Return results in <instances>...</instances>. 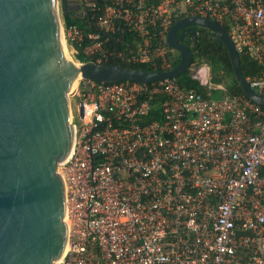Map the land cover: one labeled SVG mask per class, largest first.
Returning a JSON list of instances; mask_svg holds the SVG:
<instances>
[{"label":"built area","instance_id":"built-area-1","mask_svg":"<svg viewBox=\"0 0 264 264\" xmlns=\"http://www.w3.org/2000/svg\"><path fill=\"white\" fill-rule=\"evenodd\" d=\"M86 29L64 36L98 61L168 71L173 24L190 16L225 27L257 64L246 77L264 97V0H78ZM62 20V19H61ZM76 59V58H75ZM77 60V59H76ZM78 61V60H77ZM193 78L140 83L83 79L75 153L58 164L68 241L55 264H264V106L245 95L213 98L207 62ZM159 106V119L146 121Z\"/></svg>","mask_w":264,"mask_h":264},{"label":"water","instance_id":"water-1","mask_svg":"<svg viewBox=\"0 0 264 264\" xmlns=\"http://www.w3.org/2000/svg\"><path fill=\"white\" fill-rule=\"evenodd\" d=\"M80 9L71 0H0V264H55L66 253V192L57 168L75 153L69 96L76 79L148 83L180 76L193 61L185 37L203 26L227 47L245 94L264 106L225 27L202 16L171 26L168 42L181 54L172 70L88 60L71 71L61 15L82 16Z\"/></svg>","mask_w":264,"mask_h":264},{"label":"trees","instance_id":"trees-1","mask_svg":"<svg viewBox=\"0 0 264 264\" xmlns=\"http://www.w3.org/2000/svg\"><path fill=\"white\" fill-rule=\"evenodd\" d=\"M64 23L66 27L77 25L82 29H86L88 22L82 16H75L72 13L69 16L63 17ZM196 33L194 35H188V40L185 41V44L190 48L193 54V61L195 57L200 58L201 62H207L212 72L215 74H220L221 77L224 78L225 83H223L228 92L231 95H245V92L242 86L237 81L233 66L229 57L228 49L225 45L220 44L216 41V39L212 36L210 30L206 27L200 26L199 28L196 26ZM78 48V52L75 55V58L79 62H86L88 60L98 61V57L96 56H88L85 54L83 48H81L78 44H76ZM118 63L116 60H103V63ZM241 64L242 70L245 77H250L251 75L258 74L257 64L247 58L244 55H241ZM123 65L127 67H135L142 68L146 70H153L154 68L147 64H127L123 63ZM173 66L176 67L177 64L173 63ZM180 81L183 84H186L188 88H194L197 91L203 93L205 96H209L208 88H205L200 85L199 81L193 78V75H189L185 78L179 77ZM217 90H214L216 92ZM212 93V95H213ZM161 115V109L159 106L152 111V113L146 117V121H151L153 119H159Z\"/></svg>","mask_w":264,"mask_h":264},{"label":"rangeland","instance_id":"rangeland-1","mask_svg":"<svg viewBox=\"0 0 264 264\" xmlns=\"http://www.w3.org/2000/svg\"><path fill=\"white\" fill-rule=\"evenodd\" d=\"M60 14H62V13H60ZM61 19L63 21V16L62 15H61ZM197 27L199 28L200 26H197ZM185 39L188 40V38H185ZM66 46H67V49H68V56L71 55L72 59H73L72 60V65H73V67H76L78 65V63L76 62L77 60L73 56V49L70 46L69 42H66ZM173 54H174V57H175L174 63L178 65L179 62L181 61L180 51L177 50V49H174L173 50ZM200 60H201L200 58L195 57L194 61H193L194 62L193 66H195L197 63L201 62ZM210 69H211V67H210ZM192 70H193V67L189 68V70H187L185 73L181 74L179 77L185 78V77H187L189 75H192ZM210 75H211V82L213 84L219 85V84L225 83L224 78L221 77L219 73L215 74L214 71L212 72V70H211V74ZM227 93H228V90L225 91V90H222V89H217V91L213 93L212 97L213 98H220V97L224 96ZM80 100H81V98H78V97H74L72 99V101L74 102V108H75L74 121L76 122V124H78V126L81 125L80 114H79V111L77 109V105L80 103Z\"/></svg>","mask_w":264,"mask_h":264},{"label":"bare ground","instance_id":"bare-ground-1","mask_svg":"<svg viewBox=\"0 0 264 264\" xmlns=\"http://www.w3.org/2000/svg\"><path fill=\"white\" fill-rule=\"evenodd\" d=\"M60 25H61V29H62L63 36H64V26H63L62 20H61ZM64 39H65V43H66V38H65V36H64ZM66 48H67V46H66ZM67 53H68V49H67ZM69 54H70V53H69ZM68 58H69V64H70V70H71V71H77V70H80V69H81V67H82V63H81V62L76 61V62L78 63V65H77L76 67H73V65H72V60H73V59H72V56L70 55V56H68ZM78 84H79V81H78V79H76V80L73 82V89H72V91H71L70 93H73V92L76 91V89H77V87H78ZM69 97H70V96H69Z\"/></svg>","mask_w":264,"mask_h":264},{"label":"flooded vegetation","instance_id":"flooded-vegetation-1","mask_svg":"<svg viewBox=\"0 0 264 264\" xmlns=\"http://www.w3.org/2000/svg\"><path fill=\"white\" fill-rule=\"evenodd\" d=\"M72 2H77L78 0H71ZM71 13H73V12H71ZM185 38H188V35L185 37ZM185 41H186V39H185ZM184 41V42H185Z\"/></svg>","mask_w":264,"mask_h":264},{"label":"crops","instance_id":"crops-1","mask_svg":"<svg viewBox=\"0 0 264 264\" xmlns=\"http://www.w3.org/2000/svg\"><path fill=\"white\" fill-rule=\"evenodd\" d=\"M223 85V84H222Z\"/></svg>","mask_w":264,"mask_h":264}]
</instances>
